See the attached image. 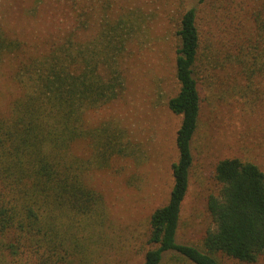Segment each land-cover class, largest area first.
<instances>
[{"label":"trees","instance_id":"trees-1","mask_svg":"<svg viewBox=\"0 0 264 264\" xmlns=\"http://www.w3.org/2000/svg\"><path fill=\"white\" fill-rule=\"evenodd\" d=\"M197 3L182 11L176 30L179 88L167 107L181 116L178 160L167 202L149 216L142 264H163L165 258L170 264H256L264 259V173L238 157L215 165L219 187L206 200L211 227L200 245L176 241L193 162L198 85L209 77L264 85V0L248 15L253 30L235 38L233 31L234 39L218 50L208 34L202 36ZM84 23L74 18L47 39V48L30 54L0 26V64L18 55V94L0 114V264H93L101 242L97 229L108 214L90 177L129 155L120 136L90 127L86 114L121 91L119 60L141 26L125 12L102 18L96 34L84 38Z\"/></svg>","mask_w":264,"mask_h":264},{"label":"rangeland","instance_id":"rangeland-1","mask_svg":"<svg viewBox=\"0 0 264 264\" xmlns=\"http://www.w3.org/2000/svg\"><path fill=\"white\" fill-rule=\"evenodd\" d=\"M197 2L0 0V26L7 36L25 44V54L47 48V39L74 18L85 22L84 38L96 34L104 17L113 19L128 12L140 21L139 32L119 60L121 91L105 106L86 114L90 127L110 128L120 136L129 155L113 158L104 170L90 177L108 214V220L97 229L102 236L93 252V264H142L149 216L168 200L172 165L178 160L176 132L181 123V116L167 107L168 99L179 88L174 78L176 30L182 11ZM197 5L202 36L208 34L207 41L217 50L238 33L253 30L248 15L255 10L257 0H205ZM17 59L18 55L6 56L0 64V114L7 112L9 101L18 94L13 82ZM202 82L198 85L200 111L191 145L189 186L176 237L178 243L195 246L211 227L206 200L219 187L214 180L217 161L238 157L255 163L264 173L263 81L248 84L209 77ZM163 264L170 262L165 258ZM256 264H264V259Z\"/></svg>","mask_w":264,"mask_h":264}]
</instances>
